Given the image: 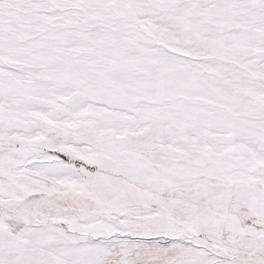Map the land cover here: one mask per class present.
I'll return each mask as SVG.
<instances>
[{
	"label": "snow or ice",
	"instance_id": "1",
	"mask_svg": "<svg viewBox=\"0 0 264 264\" xmlns=\"http://www.w3.org/2000/svg\"><path fill=\"white\" fill-rule=\"evenodd\" d=\"M0 264H264V0H0Z\"/></svg>",
	"mask_w": 264,
	"mask_h": 264
}]
</instances>
